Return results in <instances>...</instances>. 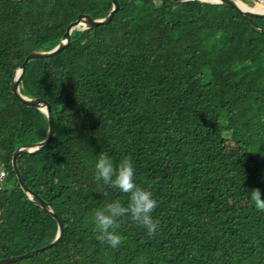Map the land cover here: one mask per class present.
I'll return each instance as SVG.
<instances>
[{"label": "trees", "instance_id": "16d2710c", "mask_svg": "<svg viewBox=\"0 0 264 264\" xmlns=\"http://www.w3.org/2000/svg\"><path fill=\"white\" fill-rule=\"evenodd\" d=\"M119 2L110 22L74 29L61 52L27 66L21 93L48 100L56 129L18 163L64 235L8 264H264V211L250 199L253 188L264 199V31L226 3ZM112 9L113 0H0V259L52 242L59 228L12 165L50 126L17 99L15 70L80 14ZM253 20L264 28V17ZM100 152L114 164L131 157L135 182L158 203L154 236L122 217L118 247L95 238L94 212L128 203L94 179Z\"/></svg>", "mask_w": 264, "mask_h": 264}, {"label": "clouds", "instance_id": "9594fccd", "mask_svg": "<svg viewBox=\"0 0 264 264\" xmlns=\"http://www.w3.org/2000/svg\"><path fill=\"white\" fill-rule=\"evenodd\" d=\"M94 179L97 182L103 181L104 185L117 188L128 196L126 205L117 199L94 212L95 238L100 243H106L112 248L122 243L123 237L117 231L122 217H130L132 221L146 228L149 236L157 233L159 220H154L151 214L158 203L150 190L135 182L131 157L124 156L118 164H114L106 152H100L94 165ZM250 199L257 210L264 211V199L259 188L251 190Z\"/></svg>", "mask_w": 264, "mask_h": 264}, {"label": "water", "instance_id": "95a60500", "mask_svg": "<svg viewBox=\"0 0 264 264\" xmlns=\"http://www.w3.org/2000/svg\"><path fill=\"white\" fill-rule=\"evenodd\" d=\"M175 1H186V0H175ZM202 1L229 4L235 7L236 9H238L242 14L247 16L253 24H256L259 29L264 31V28L253 20V18L264 17V10L243 9L242 6L239 4L240 0H202ZM119 9H120L119 0H113V9L104 18L93 19L91 16L87 14H80L78 19L73 21L67 27L66 32L64 33L59 43L54 48L48 51L33 52L29 54L26 57L25 61L15 70L14 77L12 78L11 88L13 92L15 93L17 99L24 105L30 107L31 109L43 111L44 113H46L49 119L50 126H49L48 134L45 139L35 144L29 143V144L21 145L15 150L13 154L12 165H13V168L17 174V177L19 178L20 184L22 188L24 189V191L30 196L33 202L41 205L48 213H50L53 217L57 219L59 228H58L57 237L52 242L38 249H33L31 251H28L26 253L0 259V264H8L10 262H14L22 258L32 256L34 254L36 255L40 251L48 249L52 247L53 245L59 243L62 240L63 235H64V223L60 215L54 210L51 204L46 202L41 196H39L36 192H34L33 189L27 184L26 179L18 163V159L21 156H27V155L33 156L37 154L38 152H40L41 150L45 149L52 142L54 134H55V129H56V119L52 112V106L48 102V100L44 98L31 99L30 97L21 93V90H20L21 82H22L23 76L25 75L27 66L31 62L45 60L61 52L67 45L70 44L71 34L74 29L93 27V26H98L102 23H108L113 19L114 15Z\"/></svg>", "mask_w": 264, "mask_h": 264}, {"label": "built area", "instance_id": "2783aa9c", "mask_svg": "<svg viewBox=\"0 0 264 264\" xmlns=\"http://www.w3.org/2000/svg\"><path fill=\"white\" fill-rule=\"evenodd\" d=\"M256 6L264 8V0H256ZM7 175V171L5 169L0 170V189L2 188V181L4 180L5 176Z\"/></svg>", "mask_w": 264, "mask_h": 264}, {"label": "bare ground", "instance_id": "6f19581e", "mask_svg": "<svg viewBox=\"0 0 264 264\" xmlns=\"http://www.w3.org/2000/svg\"><path fill=\"white\" fill-rule=\"evenodd\" d=\"M239 4L242 6L243 9H252V10H264L263 7H259V6H250L247 3L241 2L239 1Z\"/></svg>", "mask_w": 264, "mask_h": 264}, {"label": "rangeland", "instance_id": "374dc122", "mask_svg": "<svg viewBox=\"0 0 264 264\" xmlns=\"http://www.w3.org/2000/svg\"><path fill=\"white\" fill-rule=\"evenodd\" d=\"M248 1V3L249 4H252L251 6L253 7V6H255V4H256V0H247ZM225 145H226V148H228V149H232V148H234V145L231 143V141H229V140H227L226 142H225Z\"/></svg>", "mask_w": 264, "mask_h": 264}]
</instances>
